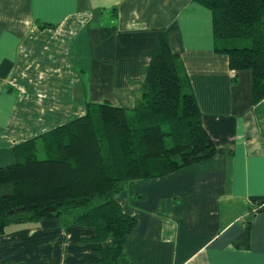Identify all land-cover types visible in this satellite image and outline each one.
I'll return each instance as SVG.
<instances>
[{"label":"crops","instance_id":"0c3cea01","mask_svg":"<svg viewBox=\"0 0 264 264\" xmlns=\"http://www.w3.org/2000/svg\"><path fill=\"white\" fill-rule=\"evenodd\" d=\"M162 34L215 153L131 180L117 201L136 226L110 243L128 264H264V98L250 70L215 51L212 13L196 0H0V166L88 102L131 108ZM93 234L54 218L11 224L0 264H94Z\"/></svg>","mask_w":264,"mask_h":264},{"label":"trees","instance_id":"16d2710c","mask_svg":"<svg viewBox=\"0 0 264 264\" xmlns=\"http://www.w3.org/2000/svg\"><path fill=\"white\" fill-rule=\"evenodd\" d=\"M196 1L212 13L215 51L228 56L231 69L250 70L253 99L264 98V0ZM139 91L131 108L88 102L83 115L21 143L20 157L0 166V234L11 224L54 218L94 230L85 239L99 256L94 264H128L122 245L110 239L131 233L136 219L117 194L131 180L163 176L215 153L165 34L143 67Z\"/></svg>","mask_w":264,"mask_h":264},{"label":"rangeland","instance_id":"374dc122","mask_svg":"<svg viewBox=\"0 0 264 264\" xmlns=\"http://www.w3.org/2000/svg\"><path fill=\"white\" fill-rule=\"evenodd\" d=\"M234 40H236V41H237V40L241 41V43H239V46L245 45V44L247 43V41H246V40H243V39H242V40H240V39H234ZM234 44H235V43H234ZM39 156H42V155L39 154Z\"/></svg>","mask_w":264,"mask_h":264}]
</instances>
